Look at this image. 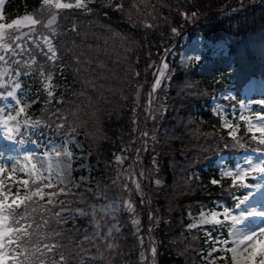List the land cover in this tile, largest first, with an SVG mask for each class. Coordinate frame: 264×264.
I'll list each match as a JSON object with an SVG mask.
<instances>
[{"label":"snow or ice","instance_id":"6c2138e0","mask_svg":"<svg viewBox=\"0 0 264 264\" xmlns=\"http://www.w3.org/2000/svg\"><path fill=\"white\" fill-rule=\"evenodd\" d=\"M91 2L39 0V6L31 12L8 20L4 13L5 0H0V21H4L0 22V100H3L0 104V130L6 138L7 148L6 155L0 153V264H112L116 256L114 249H118V245L113 244L112 239L113 234L119 236L122 227L117 220L120 206L115 200L104 199L105 188L97 182L89 191L94 193V199L103 198V203L88 204L81 194L80 204L83 206L72 207L73 200L68 197L76 195L72 192L71 174L72 161L77 158L76 143L64 132L68 125L67 118L59 111L61 107H56L53 117H47V113L53 111V101L61 105L65 103V94L55 93L58 88L53 82L58 78L55 77L56 68L63 75L71 64L77 66L75 73L83 67L81 55L87 33L81 31L82 22L77 12L92 15ZM243 6L241 3L238 8ZM225 10L235 8L221 6L217 14ZM181 15L185 24L195 23L198 18L196 11H181ZM61 20L65 26L59 32L57 25ZM41 26L45 31H40ZM146 27L154 28L150 22H146ZM230 30L235 31V26H230ZM57 35H63L65 39L54 43ZM182 35L185 31L179 24L170 27L169 36L173 39ZM76 38H81L79 44ZM170 51L166 48L159 61H152L154 79L150 83L149 103L144 105L149 115L166 107L161 104L154 108L153 105L163 78L170 74V65L164 60ZM188 51L192 55L186 54L180 61L186 68L213 56L221 59L223 55L219 41L207 33L193 34ZM66 55L70 57L67 63L63 62ZM26 79L39 85L35 93L25 88ZM184 86L189 90L198 89V83L192 80H186ZM66 89L70 91L71 85H66ZM219 90L225 94L226 104L217 103L211 111L219 116L227 132L226 137H215L216 151L227 154L243 152V155L235 163L220 160L218 176L214 172L210 180L211 185L219 187L220 196L209 205H202L196 216L189 212L193 222L184 227L203 232L207 248H199L201 264H264V79H252L247 84L246 91L253 94L259 91L260 98L256 100L247 97L238 100L241 93L229 84L221 85ZM192 94L207 95L209 90ZM141 95L140 91L138 98ZM9 97L13 103L8 102ZM41 99L48 105L47 109L40 110L46 118H33L29 113ZM227 104L239 107L242 113L239 122L228 120L224 113ZM256 106H260L259 110ZM135 112L133 108V115ZM43 132L53 138L47 139ZM147 135V132L141 133L142 137ZM211 135V132L205 133V136ZM57 136L59 141L55 139ZM46 139L47 143H44ZM7 141L12 144L7 145ZM27 145H34L38 150ZM144 145L147 146V140ZM79 158L84 159L82 154ZM139 158L137 155L136 159ZM114 160L119 164L124 162L120 154H115ZM152 163L156 165L153 171H159L155 158ZM140 175H144L142 170ZM86 180L89 177L82 176L80 182ZM133 183L142 192L141 182L133 179ZM161 183L162 179H155L156 185ZM122 187L127 190L129 186L125 183ZM61 196L64 199H60ZM77 216L89 218L91 234H78ZM252 217L260 218L261 223L254 229L245 228L244 223ZM109 220L117 222L109 223ZM69 221L73 223L72 228L66 227ZM139 233L140 226L136 231L137 235ZM197 239L193 237V241ZM139 243L144 245L142 237ZM149 245L151 264H156L158 247L151 237ZM184 251L187 254V249ZM141 258L144 264H148L145 253Z\"/></svg>","mask_w":264,"mask_h":264},{"label":"trees","instance_id":"16d2710c","mask_svg":"<svg viewBox=\"0 0 264 264\" xmlns=\"http://www.w3.org/2000/svg\"><path fill=\"white\" fill-rule=\"evenodd\" d=\"M167 3L170 7L158 5L162 15H158L154 28H134L121 13L108 7L102 9V12L108 13L107 16L101 13L81 15L77 12L82 22L81 31L87 33L81 55L83 67L79 72L82 79L74 82L75 64L69 65L63 75L58 67L55 70V77L58 78H54L53 82L64 86L55 90L57 95L63 92L66 99H75L76 97L71 96V91H84L82 84L86 79L97 86L96 89L87 88V93L93 99L101 95L106 98L100 101L95 137L85 138L83 129L80 134L83 145L89 151L90 161L99 168L93 173L94 179L102 187L109 185V192L113 194L120 191L126 194L122 186L128 179L135 177L141 182L143 195L141 191H133L134 203L141 212L140 233H135L131 221L127 219V213L119 217L123 235L113 264L139 260L141 251L145 253L148 264H151L150 237L158 247L157 264H201L199 248H207L203 232L196 229L190 231L184 225L188 224L189 212L192 215L199 213L202 205H209L221 194L218 186L210 184L213 173L217 172L214 166L216 158L225 155L230 159L236 155L216 151L215 137H226L227 129L211 113L209 103L220 92L219 87L223 84H229L231 88L241 92L252 77L264 79V0H167ZM241 3L244 6L238 8ZM38 6L39 0H5V17L10 20L31 12ZM90 6L100 7L96 0H92ZM221 6H225V9L233 7L235 10L217 14ZM181 11H196V22L185 24ZM97 15H100L103 23L124 31L125 35L131 33L139 41L140 47L133 56L136 71L143 81L139 103H133L135 96L130 101H125L118 94L109 91L108 85L118 83L124 76L127 62L120 37L113 36L106 28L96 25ZM177 24L185 31V35L173 39L169 36L170 27ZM64 26L65 22L61 20L57 25L58 31L62 32ZM230 26H235L236 30L231 31ZM40 31H45L43 26ZM195 33H207L218 41L226 42V54L223 51L221 59L213 56L190 68L180 67L177 57L183 47L182 38L186 36L190 40ZM81 38H76L78 44ZM63 39V35H57L54 43ZM89 45L99 46L101 51L97 52L95 47L89 48ZM166 48L171 49L164 56V60L170 65V74L163 78L153 105L154 108H159L161 104L166 107L149 115L144 105L149 103L150 83L154 79L152 61H159ZM69 60V56L63 57V62L67 63ZM89 60L92 62L89 63ZM100 61L103 67L100 66ZM186 80L197 82L198 89L185 88ZM29 81L33 88L39 87L32 79ZM66 85H71L70 91H65ZM100 85L105 87L100 88ZM204 89H208L209 94H192L203 92ZM52 105L63 106L57 101H53ZM44 107L41 99L32 106L29 115L36 118L41 115L40 110ZM133 108L136 109L135 115ZM51 110L54 111V108L51 107ZM234 122L239 121L235 119ZM142 132H147V137H142ZM209 132L213 135L205 136ZM241 135L243 136V132ZM145 140L147 146L144 145ZM220 147L222 148V144ZM115 154L124 158L122 164L114 160ZM137 155L139 160L136 159ZM153 158L158 162L159 171H153L156 168L152 163ZM129 167L132 174L128 173ZM141 170L143 176L140 175ZM119 171L125 175L117 177ZM157 178L163 179L164 184L156 185ZM72 192L76 195L68 198L75 203L81 198L80 192L87 191L78 189ZM86 196L88 202L93 194ZM86 196L83 195L84 198ZM63 198L64 196L60 197ZM77 220L75 226L78 234H91L89 221L82 222L80 218ZM66 227L72 228V221ZM194 236L198 237L195 241ZM140 237L144 240L143 246L139 243Z\"/></svg>","mask_w":264,"mask_h":264},{"label":"clouds","instance_id":"9594fccd","mask_svg":"<svg viewBox=\"0 0 264 264\" xmlns=\"http://www.w3.org/2000/svg\"><path fill=\"white\" fill-rule=\"evenodd\" d=\"M96 2L100 5L99 8L93 9V14L101 13L103 16H107V12H102V9L105 7L114 9L122 14L124 18L127 19L128 23L131 24L134 28L146 26V22L153 21L151 24L153 27L156 26L154 23L158 15H162L160 13L158 5L164 4L166 7H170V4L167 3V0H96ZM178 2V0H177ZM114 5H122V7H115ZM95 24L98 25L100 28H106L113 36H119L121 39V46L124 47V54L126 59V69L124 72V76L119 79L118 83L116 84H109V91L112 94H118L120 98L125 101H130L133 96L136 97V100L133 103H138V93L141 91L143 87V81L140 80V73L136 71L135 63L136 61L133 59L134 54L136 53L137 49L140 47L139 41L128 33L127 35L124 34V31H118L111 24H105L101 21L100 15L96 16ZM90 48L95 47L97 52L101 51L99 46H92L89 45ZM88 46V47H89ZM103 67V65H100ZM95 71V69H93ZM75 79L74 82L77 80L82 79V76L79 73L74 74ZM126 81V83H125ZM64 87L63 85L58 84V88ZM96 89L97 86L95 84L90 83L88 80H84L82 84V88L84 91H71V96L76 97L75 99H66L64 105L59 109L61 116L66 117V123L68 127L64 129L65 133H68L70 136L73 137L76 145L78 147H82L80 141L76 139L78 135L81 134V129H83V136L85 138L88 137H95L97 131V122L99 118L100 112V101L106 99L102 95L97 98L93 99L91 95L87 93V88ZM100 88L105 87L104 85H100ZM65 91L67 89L65 88ZM63 93V92H62ZM80 97H84V99H80ZM45 105V109L48 108L47 104ZM56 110L54 105L51 106ZM54 111H49L47 113V117H53ZM44 117V113L41 112V115L37 116V118ZM46 118V117H44ZM128 173H131V167L128 169ZM121 173H118V177ZM82 178V177H81ZM80 178V179H81ZM164 180L162 179V183L159 185H163ZM124 185V184H123ZM113 187L115 186V182H113ZM105 192H104V199L112 201L115 200L120 206V215L117 217L118 222L121 225V221L119 219L120 216L125 215L127 213V219L131 221V226L135 229V233L138 227L141 224V212L138 210L136 204L134 203L133 198V189L129 188L126 190V194L124 191H120L118 193H110L109 192V185H104ZM124 189V188H123ZM135 191H140L135 188ZM143 195V193L141 192ZM103 203V202H98ZM143 203V201H141ZM136 221V223H133ZM117 221L114 220L112 223H116ZM261 223V219L258 217H252L244 223V227L247 229H254ZM123 233L120 231L119 236L117 237L113 234L112 242L113 244L118 245V249H114L115 255L118 254V250L121 247V237ZM144 254L143 251L140 252L139 260H130V261H123L122 264H141L144 260L141 258ZM113 264V262H112ZM157 264V261H156Z\"/></svg>","mask_w":264,"mask_h":264},{"label":"rangeland","instance_id":"374dc122","mask_svg":"<svg viewBox=\"0 0 264 264\" xmlns=\"http://www.w3.org/2000/svg\"><path fill=\"white\" fill-rule=\"evenodd\" d=\"M183 48L180 50L179 54H178V58H177V63L180 67H185L184 64H182L180 61L183 59V57L185 56L183 54V51L185 50V48L187 46H189V43H190V40H186V38L184 37L183 38ZM219 44L222 46V49L224 51V53L226 54V51H227V45L225 42H222V41H219ZM192 55V54H191ZM200 63L198 64H194V65H199ZM252 79H255L256 81H259L260 79L259 78H252ZM250 79V80H252ZM249 82V81H248ZM248 82L245 84L244 88L242 89L241 91V95H239L238 97V100L239 99H244L245 97L249 98V99H253V100H256V99H259L260 98V95H259V91L257 90L256 91V94H253L252 91H246V88H247V84ZM25 88L26 89H31V91L33 93L36 92V89H34L30 83H26L25 85ZM221 92H219L215 97L212 98V100L210 101L209 103V106H210V111L212 109V107H214L215 104L217 103H221V104H226V101H225V94L221 96L220 99H217L218 95L220 94ZM33 99H35V96L32 97ZM8 99V102L9 103H13L12 101V98H7ZM3 103V100H0V104ZM229 105V104H227ZM259 107L260 106H256V110H259ZM211 113L218 117L219 116L212 112ZM224 113L225 115L227 116L228 120L234 122L235 119H238L239 116L242 114L239 110V107L237 108H233V106L229 107V106H226L225 109H224ZM221 123V122H220ZM222 125V123H221ZM43 135L45 137H47V139H52L53 137L48 133V132H43ZM47 139L44 141V143H47ZM55 139L57 141H59L60 137L57 136L55 137ZM76 139L78 141H80V143L82 144V147H78L77 145L74 146V150L75 152L77 153V158L74 159L72 161V167H71V174H72V177H73V185L74 187L72 188V190H78V189H81L82 190H86L87 192L84 193V192H80L81 194L83 195H87V194H93V196L89 199L88 201V204H93V203H98V202H103V198H100V200H97V199H94V193L90 192L89 190L90 189H94L97 185V181L96 179H94V176H93V173L99 169L98 166H94L92 164V162L90 161L89 159V152L88 150L85 148V146L83 145V139L81 137V135H78L76 137ZM12 142L11 141H7V145H11ZM28 148L32 149V150H38L36 149V147L34 145H27ZM0 153H4L5 155L7 154V148H6V138L4 137L3 133H2V130H0ZM83 155L84 159H80L79 156L80 155ZM243 155V152H240L238 154H236L233 158L231 159H227L226 156L222 155V156H219L216 160H215V168L218 170V167H219V162L220 160H224L226 163H235V162H239L240 161V158L241 156ZM254 155H258V154H254ZM83 165V167H81ZM118 173H121V175L119 176H124L125 174L122 172V171H119ZM132 174V172H131ZM130 174V175H131ZM89 177V180H86L84 182H80V178L81 177ZM117 177H118V174H117ZM133 179L134 178H131V179H128L126 181V184H128L129 188H132L133 190H135V184L133 183ZM136 180V179H135ZM55 183V180L53 181ZM80 191V190H79ZM126 191V190H125ZM87 199V196L85 197ZM64 199V198H63ZM83 205L80 204V200H77V202L73 203L72 204V207H81ZM67 207V205L65 206ZM198 214V213H197ZM197 214L195 215H192V216H196ZM81 219L82 222H86L85 220H88L89 221V218L88 217H79L77 216L75 218V222L77 219ZM78 221V220H77ZM113 221L109 220V223H112ZM193 220L192 218L188 215V224L189 223H192ZM106 230V229H105ZM202 259V257H201Z\"/></svg>","mask_w":264,"mask_h":264},{"label":"bare ground","instance_id":"6f19581e","mask_svg":"<svg viewBox=\"0 0 264 264\" xmlns=\"http://www.w3.org/2000/svg\"><path fill=\"white\" fill-rule=\"evenodd\" d=\"M188 47H189V46H187V47L185 48V50L183 51V54H184V55H186V54H187V55H191V54H192L191 52L188 51ZM222 95H224V93H220V94L218 95L217 99H220Z\"/></svg>","mask_w":264,"mask_h":264}]
</instances>
